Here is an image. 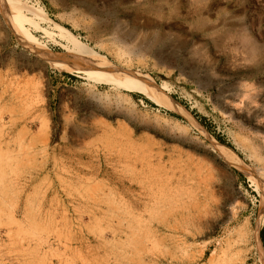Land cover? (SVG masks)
Returning <instances> with one entry per match:
<instances>
[{"label":"rangeland","instance_id":"obj_1","mask_svg":"<svg viewBox=\"0 0 264 264\" xmlns=\"http://www.w3.org/2000/svg\"><path fill=\"white\" fill-rule=\"evenodd\" d=\"M14 1L0 264H264V0ZM74 37L174 106L85 73Z\"/></svg>","mask_w":264,"mask_h":264},{"label":"bare ground","instance_id":"obj_2","mask_svg":"<svg viewBox=\"0 0 264 264\" xmlns=\"http://www.w3.org/2000/svg\"><path fill=\"white\" fill-rule=\"evenodd\" d=\"M0 2H1V4L2 5H4L5 7H6V9H10L13 13L14 12H19V11H23V8H22V6L19 4V3H16L14 0H0ZM1 6V5H0ZM3 8V7H2ZM9 12V11H8ZM121 26V25H120ZM146 27V26H145ZM145 27L143 28V29H145ZM147 28H148V26H147ZM118 30V29H117ZM132 30H134V29H132ZM118 31H120V30H118ZM136 31V30H135ZM138 31V30H137ZM145 31V30H144ZM146 31H148V30H146ZM145 31V34L147 33ZM134 32V31H133ZM152 32V31H151ZM150 32V33H151ZM132 33V32H131ZM137 33V32H136ZM128 34V33H127ZM133 34V33H132ZM138 34V33H137ZM143 34V33H142ZM148 34V33H147ZM153 33H151V40H152V36L153 35H155V34H153ZM119 35H120V33H119ZM149 35V34H148ZM147 35V36H148ZM160 35V34H159ZM117 36V35H116ZM128 36V35H127ZM146 36V35H145ZM146 36V37H147ZM117 37H119L118 39L120 40L121 39V36H117ZM149 37V36H148ZM154 37H156V36H154ZM153 37V38H154ZM162 37V36H161ZM164 37V36H163ZM20 38H22L23 39V43H25L26 45H28L34 52H35V54H37L38 56H40L45 62L44 63H48V64H51V65H53V66H55V67H64V65L61 63V61H58V57L60 56V55H58V54H54L53 53V55L51 54V52L46 48V47H44V46H42L40 43H38L35 39H32V38H29V37H27L26 35H24V33H20ZM123 38V37H122ZM126 38V37H125ZM142 38H144V37H142ZM159 38V37H158ZM168 38V37H167ZM114 39V38H113ZM136 38L135 37H132V36H129V39H126V40H129V41H132V42H135L136 40H135ZM145 39V38H144ZM143 39V40H144ZM156 39V38H155ZM155 39L153 40V42L155 41ZM166 38H163V40H165ZM246 40H247V38H245ZM245 39H244V41H245ZM117 40V39H116ZM118 40V41H119ZM122 40V39H121ZM121 40H120V42H121ZM139 40V39H138ZM137 40V41H138ZM143 40H141V41H143ZM157 40H159V39H157ZM168 41V43L167 44H169V40H167ZM166 41V42H167ZM73 51H72V54H73V58H74V56H76V57H79V58H82L83 60H85V61H89L91 64H94L97 68L95 69V70H93V69H91V70H85V73H89V74H92L93 75V78L94 79H96V80H99V81H103V82H106V83H111V84H115L116 86H118L119 88H122V89H125V90H127V91H132V92H137V93H140V94H142V95H144L145 97H147V98H149L150 100H152L153 102H155V103H157V104H159V105H162V106H165V107H170V109H171V107H173L171 104H170V100L168 101L167 99H165V98H163V96L161 97V95H158V94H161V93H158L157 94V91H156V89L154 88V87H152L151 85H149V82L150 81H148L147 80V82L146 81H144V80H139V78L137 79V78H134L133 76H132V74L130 75V74H121L120 72H112V71H110V67H112L109 63H106L105 62V60H107V59H105L104 60V58H103V60L100 58V57H102V56H100L99 58L101 59H97L96 57V53L95 52H93L92 51V49L90 50L88 47H86L85 45H83V44H81L75 37H74V39H73ZM162 42V41H161ZM165 42V43H166ZM247 42V41H246ZM123 43V42H122ZM126 42H124V44H125ZM137 43V42H136ZM142 43V42H141ZM145 43H146V41H145ZM164 43V41L161 43V44H163ZM115 44H116V42H115ZM127 44V43H126ZM133 45V44H132ZM136 45V44H135ZM138 46L137 47H141V49L143 48V45L144 44H142V45H139V44H137ZM145 45H147V43L145 44ZM159 45V44H158ZM170 45V44H169ZM134 46V45H133ZM151 46V45H150ZM154 46L156 47V44H154ZM162 46H164V45H162ZM171 46V45H170ZM28 47V48H29ZM154 47V48H155ZM161 47V46H160ZM160 47H158V48H160ZM165 47H166V45H165ZM164 47V48H165ZM133 48V47H132ZM157 48V47H156ZM144 49V48H143ZM146 50H148L147 48H145ZM144 49V50H145ZM251 49V48H250ZM145 50V51H146ZM158 50V49H157ZM30 51V50H29ZM145 51H144V53H145ZM153 51V50H152ZM155 51V50H154ZM251 51V50H250ZM33 52V53H34ZM50 52V53H49ZM129 52H130V50H129ZM143 51L142 50H140L139 51V53L141 54ZM156 52V51H155ZM154 52V53H155ZM161 52H163V51H161ZM138 53V54H139ZM150 53V52H149ZM253 53V52H252ZM132 54V53H131ZM139 54V55H140ZM155 54H157V53H155ZM161 54V53H160ZM98 55V54H97ZM151 55H152V53H151ZM159 55V54H158ZM138 56V55H137ZM167 56V55H166ZM63 56H60V58H62ZM65 57V56H64ZM63 57V58H64ZM162 56L160 55V58H161ZM164 58V57H163ZM75 59V58H74ZM60 60V59H59ZM69 60V59H68ZM64 61V60H63ZM67 61V60H66ZM73 61H76V59L75 60H73ZM161 61V60H160ZM78 62V61H77ZM79 62H81V61H79ZM65 63V62H64ZM76 64V63H75ZM79 65H81V64H79ZM71 67H74V66H71ZM81 67H83V66H81ZM80 67V68H81ZM88 67H90V66H88ZM115 67V66H114ZM75 68V67H74ZM79 68V67H78ZM99 68V70H97ZM82 69V68H81ZM86 69V68H85ZM72 70V69H71ZM84 70V69H83ZM83 70H81L80 72H82ZM122 70V69H121ZM77 71V70H76ZM124 71V70H123ZM125 72H127V71H125ZM123 73V72H122ZM134 73V72H133ZM137 74V73H136ZM138 77V76H137ZM143 79V78H142ZM144 79H146V78H144ZM105 100V99H104ZM100 102H101V100H99ZM104 102V101H103ZM123 102H125V101H123ZM109 103V102H108ZM111 104V103H110ZM126 104V103H125ZM131 104V103H130ZM104 105H106V104H104ZM106 106H108V105H106ZM131 106V105H130ZM101 107V106H100ZM129 107V106H128ZM123 108V107H122ZM98 109V108H97ZM125 109V108H124ZM107 110H108V108H107ZM121 110V109H120ZM132 110V109H131ZM105 111V110H104ZM125 111V110H124ZM132 114V113H131ZM122 115V114H121ZM130 115V114H129ZM124 116H125V114H124ZM128 116V115H127ZM131 117V116H130ZM134 118V117H133ZM132 118V119H133ZM73 135H75V134H73ZM223 150V149H222Z\"/></svg>","mask_w":264,"mask_h":264}]
</instances>
